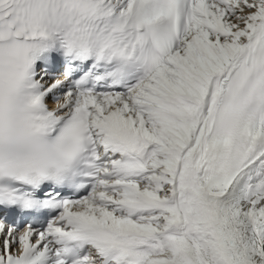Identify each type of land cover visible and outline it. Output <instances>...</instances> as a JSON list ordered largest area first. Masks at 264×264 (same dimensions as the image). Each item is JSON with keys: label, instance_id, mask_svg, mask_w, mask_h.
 Returning <instances> with one entry per match:
<instances>
[{"label": "snow or ice", "instance_id": "1", "mask_svg": "<svg viewBox=\"0 0 264 264\" xmlns=\"http://www.w3.org/2000/svg\"><path fill=\"white\" fill-rule=\"evenodd\" d=\"M0 212V264H264V0H0Z\"/></svg>", "mask_w": 264, "mask_h": 264}]
</instances>
